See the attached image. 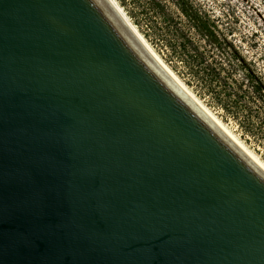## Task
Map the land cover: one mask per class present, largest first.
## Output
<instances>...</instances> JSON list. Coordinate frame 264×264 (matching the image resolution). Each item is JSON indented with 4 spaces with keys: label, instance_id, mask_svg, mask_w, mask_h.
I'll return each mask as SVG.
<instances>
[{
    "label": "water",
    "instance_id": "95a60500",
    "mask_svg": "<svg viewBox=\"0 0 264 264\" xmlns=\"http://www.w3.org/2000/svg\"><path fill=\"white\" fill-rule=\"evenodd\" d=\"M0 264H264V172L105 0H0Z\"/></svg>",
    "mask_w": 264,
    "mask_h": 264
},
{
    "label": "trees",
    "instance_id": "16d2710c",
    "mask_svg": "<svg viewBox=\"0 0 264 264\" xmlns=\"http://www.w3.org/2000/svg\"><path fill=\"white\" fill-rule=\"evenodd\" d=\"M169 67L240 138L264 150V53L200 0H116ZM227 25V26H226Z\"/></svg>",
    "mask_w": 264,
    "mask_h": 264
},
{
    "label": "rangeland",
    "instance_id": "374dc122",
    "mask_svg": "<svg viewBox=\"0 0 264 264\" xmlns=\"http://www.w3.org/2000/svg\"><path fill=\"white\" fill-rule=\"evenodd\" d=\"M200 1H202L204 5L208 8V10L212 11V13L216 17L221 18L224 23H227V25H230V27H232V29L236 33L235 37L237 40H241L242 37H247L245 43H248L249 45H254L258 52L262 51L264 53V0ZM201 103L204 104L203 101H201ZM207 109L222 122V120L218 117L217 112H214L209 108ZM223 124L231 130V132L244 144V146L250 152H252L259 158L262 164H264L263 149L255 145L253 141H251L250 144H246L240 138V134L238 133L237 127H235L231 122Z\"/></svg>",
    "mask_w": 264,
    "mask_h": 264
},
{
    "label": "bare ground",
    "instance_id": "6f19581e",
    "mask_svg": "<svg viewBox=\"0 0 264 264\" xmlns=\"http://www.w3.org/2000/svg\"><path fill=\"white\" fill-rule=\"evenodd\" d=\"M112 8L115 14L123 22L130 33L136 38V40L142 45V47L148 52V54L154 59V61L167 73V75L200 107V109L264 172V164L260 162L259 158L250 152L244 144L231 132V130L225 126L219 119H217L200 101L196 98L192 92L176 77V75L163 63L160 57L154 52V50L148 45L142 35L137 31L136 27L130 22L125 12L115 2V0H105Z\"/></svg>",
    "mask_w": 264,
    "mask_h": 264
}]
</instances>
